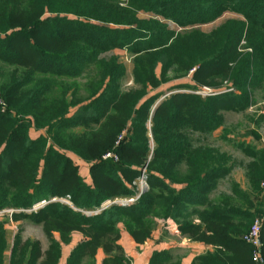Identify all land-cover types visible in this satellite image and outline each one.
Segmentation results:
<instances>
[{
	"label": "trees",
	"instance_id": "trees-1",
	"mask_svg": "<svg viewBox=\"0 0 264 264\" xmlns=\"http://www.w3.org/2000/svg\"><path fill=\"white\" fill-rule=\"evenodd\" d=\"M226 13L239 18L199 30ZM118 50L133 57L127 92L125 64L104 57ZM92 66L99 81L87 98L75 84L58 86ZM172 80L180 81L164 91ZM225 83L232 91L222 93ZM205 86L216 95L194 93ZM261 91L264 0H0V264H60L75 233L84 240L65 264L100 251L102 264H130L120 226L142 244L154 218L171 219L181 236L212 247L192 264H257L244 238L258 216L264 220V148L241 144L251 157L248 188L232 181L230 193L212 198L235 160L195 147L191 135L222 129L226 111H247ZM74 158L89 167L88 177ZM68 196L74 207L33 210ZM108 202L115 203L104 209ZM6 211L13 222L42 225L49 250L24 241L21 230L12 242ZM261 239L264 258V223ZM171 259L156 250L149 264Z\"/></svg>",
	"mask_w": 264,
	"mask_h": 264
},
{
	"label": "rangeland",
	"instance_id": "rangeland-1",
	"mask_svg": "<svg viewBox=\"0 0 264 264\" xmlns=\"http://www.w3.org/2000/svg\"><path fill=\"white\" fill-rule=\"evenodd\" d=\"M140 16L148 17L149 15L142 13L140 14ZM233 18H239V16L232 13H226L217 22L209 25L200 26L198 28L199 30H202L204 32H211L226 20ZM168 24L172 29H178L174 23L168 22ZM112 56H118L120 61L124 63L127 68L126 77L122 82L123 91L127 92L131 88H133V79H132L133 57L131 56V54L127 53L126 51H119V50L111 51L104 55V57L106 58H110ZM170 76L174 77V74L171 73ZM98 81H99L98 70L96 67L92 66L87 70V72L82 77L78 79H74V80L71 79L68 80L66 78L59 79L58 86L60 87V84H69L72 86L73 84H75L76 86H78L77 87L78 96L84 99L87 98L89 95L90 86L96 84ZM179 81L180 80H172L170 84L165 85L163 87V89H165L164 91H167L168 89L167 86L169 85L172 86L178 83ZM226 86L227 83L223 84V86L221 87V88L224 87L222 93L227 92L225 91ZM203 89H207L210 90L211 92H214L212 88L207 86L203 87ZM59 91L60 89L57 88L55 90V94L58 95ZM213 95H216V93H214ZM254 101L255 102L253 106L250 107L245 112H239L234 110L226 111L224 113L225 122H224V127H222V129H219L218 131L212 134L193 133L191 135V139L195 147L209 146L221 152L230 154L235 160L236 166L233 174L231 175L230 178L221 182L218 190L213 194L212 198H217L224 193L227 194L230 193L232 181L239 183L244 189L248 188L247 185L248 181L245 176V167L247 163L250 162L251 157H249L247 153L240 148V145L246 143L252 146L264 148V92L263 91L257 92L254 96ZM84 168L88 169V166L84 164L83 167V175L85 177H88L87 171H85ZM87 180L90 181L89 178H87ZM263 201H264V196H263ZM9 213L10 212H5L4 214H9ZM257 218H263V217L258 216ZM168 221H173V220L169 219L167 221H164V220H158L156 218L152 219V224H153V231H152L153 235H151L152 238L146 241V243H142V244L136 243V241H134L135 239H133L125 231V229L122 226H120L122 233L119 242L122 245L125 251L126 258L130 261V264L136 261L134 257H137L138 254H143L144 255L143 257L145 258L146 261V258H148L149 255L153 253L155 250L169 251L172 259L168 264H182V262L186 261L189 255V250L183 247L185 243L181 244V240L179 238H176V235H174L170 231L171 228H169V226L164 224V222L168 223ZM42 229L40 227L35 228L34 230H36V232H33V235L38 236L40 232L42 231L44 232V229L43 230ZM123 234L124 237L122 236ZM127 234L128 237L130 238V244H127V242L125 241V246H123ZM21 235H24L22 231H21ZM179 235L181 236L180 231H179ZM181 237H183V239L186 238L187 242L191 241L190 239H188V237L185 236H181ZM126 245L127 246L130 245V249H127L128 247ZM126 249L128 250V252ZM46 252L47 251L43 253L45 254ZM98 256H96V258L95 257L91 258L90 256L85 257L83 264H98ZM104 256L106 258V255L104 254L103 259ZM102 260H99L101 264H102ZM142 264H147V262L146 263L144 262Z\"/></svg>",
	"mask_w": 264,
	"mask_h": 264
},
{
	"label": "crops",
	"instance_id": "crops-1",
	"mask_svg": "<svg viewBox=\"0 0 264 264\" xmlns=\"http://www.w3.org/2000/svg\"><path fill=\"white\" fill-rule=\"evenodd\" d=\"M32 136L33 137H38V133L34 132L32 134ZM74 160L80 166V171H82V174H83L84 163L81 162V160L78 159V158H74ZM84 170L87 171V173H88V169L84 168ZM7 216L8 217H3V218L8 219L10 221L8 226H9V232H10V239H11L12 242L14 240V237L21 230L22 233H24V235H22V238H23L24 241L29 240V239L38 240L41 243L42 252H45V251H47L49 249L50 241H49L48 237L45 235V233L43 231L42 232L44 234L42 232H40V234L38 236H34L33 235V232H36V230H34V229L37 228V227L38 228L40 227L42 229V225L35 224L32 221L27 220V219L26 220H21L19 222H13L12 218H11L12 215L9 214ZM173 234L176 235V238H179L181 240V244L185 243V245L183 247L185 249L187 248L189 250V255H188L186 261L182 262V264H192L193 260L196 257L200 256L201 254H204V252H206V251H208V250H210L212 248L210 246H205L204 244L197 243V242H191V241L187 242L186 238L183 239V237H181L179 234H175V233H173ZM173 234H172V236H173ZM122 236L124 237V234ZM54 237L57 240H60L59 234H57V233L54 234ZM83 240H84L83 235H81L79 233H75V234L72 235V240H71L70 244H68V245L63 244L62 245L63 256H62V260H61L60 264H65L66 263V260L69 257L70 253ZM125 241L127 242V244H130V238L128 237V234L126 235V238L124 240V244L122 242L123 246H125ZM127 247H128L127 249H130V245L127 246ZM127 252H128V250H127ZM99 253L100 254L98 256V264H101L99 260L103 259V255L101 254L102 253L101 251ZM151 254L149 255L148 258H146V261H145V258L143 257L144 256L143 254H138L137 257H134V259L136 261H134V263H132V264H142L144 262L145 263L147 262V264H149V260H150Z\"/></svg>",
	"mask_w": 264,
	"mask_h": 264
},
{
	"label": "built area",
	"instance_id": "built-area-1",
	"mask_svg": "<svg viewBox=\"0 0 264 264\" xmlns=\"http://www.w3.org/2000/svg\"><path fill=\"white\" fill-rule=\"evenodd\" d=\"M225 91H227V92L228 91H232V89L225 90ZM194 93H196L198 95H202V96H211V95L214 94V92H211L210 90H207V89H202V90L196 91ZM0 102H1V100H0ZM109 156L110 155H108V157ZM146 186L147 185H146V181H145V176H142V178L140 180V183H139V190H140L141 193L145 190ZM139 196H140V194H139ZM139 196L137 198H139ZM135 200L136 199L133 198V199H127V200H121V201L117 200L116 202L133 203ZM52 202H60V203L69 205L71 207H74L73 203L71 202V198L70 197H67V198H53L50 201H42L41 203L35 205L33 210L37 211V210L43 208L45 205H47L49 203H52ZM113 203H115V202H108L104 206V208L110 207ZM6 212H9V211H6ZM0 214H2V213H0ZM263 223H264L263 218H256L254 223H253V225L250 228L249 233L244 238L245 241L248 244H250V245H252L254 247L253 260L257 264H264V258L260 254L261 253V246H262V244H260V239H261ZM164 224L169 226V228H171L172 233L179 234L178 225L174 221H168V223L164 222Z\"/></svg>",
	"mask_w": 264,
	"mask_h": 264
},
{
	"label": "water",
	"instance_id": "water-1",
	"mask_svg": "<svg viewBox=\"0 0 264 264\" xmlns=\"http://www.w3.org/2000/svg\"><path fill=\"white\" fill-rule=\"evenodd\" d=\"M164 98H162L159 102H158V104L163 100ZM157 104V105H158ZM260 244H262V239H260Z\"/></svg>",
	"mask_w": 264,
	"mask_h": 264
}]
</instances>
